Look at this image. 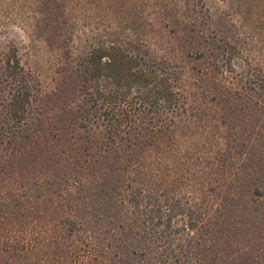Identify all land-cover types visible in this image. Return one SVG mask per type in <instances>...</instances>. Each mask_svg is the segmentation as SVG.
<instances>
[{
	"label": "trees",
	"instance_id": "1",
	"mask_svg": "<svg viewBox=\"0 0 264 264\" xmlns=\"http://www.w3.org/2000/svg\"><path fill=\"white\" fill-rule=\"evenodd\" d=\"M66 35V77L53 96L16 45L0 53V264H27L40 251L22 232L30 225L48 243L41 264H264V234L253 247L222 255L215 237L231 226L207 223L205 204L149 158L169 130L163 116L180 100L171 69L133 43L84 49L74 29ZM233 50L218 46L215 59L231 62ZM60 93L65 100L57 103ZM245 172L259 181L255 167ZM249 194L241 212L254 219L246 228L252 234L263 218V183ZM45 221L48 231L35 228ZM12 229L15 235H1Z\"/></svg>",
	"mask_w": 264,
	"mask_h": 264
},
{
	"label": "rangeland",
	"instance_id": "2",
	"mask_svg": "<svg viewBox=\"0 0 264 264\" xmlns=\"http://www.w3.org/2000/svg\"><path fill=\"white\" fill-rule=\"evenodd\" d=\"M72 29L79 48L133 43L146 59L171 69L180 100L176 111L163 116L169 130L157 140L150 160L169 183L205 204L207 223L231 226L215 237L222 255L258 243L264 212L255 226L259 230L248 234L254 219L241 209L249 192L264 185V0H0V53L16 45L45 94L60 92L66 32ZM218 46L234 49L231 62L215 59ZM63 100L64 93L55 98ZM248 165L261 173L259 181L245 172ZM44 227L48 231V221L35 225ZM29 228L22 232L40 251L32 252L27 264H41L48 243Z\"/></svg>",
	"mask_w": 264,
	"mask_h": 264
}]
</instances>
